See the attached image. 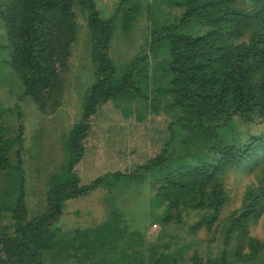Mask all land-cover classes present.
<instances>
[{
	"label": "trees",
	"instance_id": "16d2710c",
	"mask_svg": "<svg viewBox=\"0 0 264 264\" xmlns=\"http://www.w3.org/2000/svg\"><path fill=\"white\" fill-rule=\"evenodd\" d=\"M97 1L0 0L13 68L23 94L42 112L49 114L62 104L64 74L78 40L77 9L91 33L95 67L82 117L65 143L66 163L49 180L44 210L31 214L21 193L9 224L0 226V264H183L172 251L150 257L133 236L126 244H139L134 253L126 250L128 255L100 260V249L113 234L124 232L122 226L115 217L93 229L65 233L57 225L66 202L100 188L120 194L114 192L124 187L123 179L132 185L135 180L150 181L165 210L161 222L204 213L197 227H209L229 202V178L252 174L256 182L248 185L241 208L227 219L224 249L206 260L194 254L189 263L264 264V240L249 234L251 224L262 216L264 228V0H180L178 21L157 29L150 46L157 56L168 49L164 63L169 96L180 113L169 125L163 149L133 174L116 172L82 186L75 167L85 156L91 119L121 95L137 101L140 88H149L148 78L139 71L147 56L132 60L123 72L112 61L115 21L101 16ZM135 10L125 12L124 29L134 21ZM190 24L201 25L203 34L182 32ZM12 113L0 106V174H9L14 149L19 157L24 147L23 124L14 129L5 125ZM233 238L239 242L230 248Z\"/></svg>",
	"mask_w": 264,
	"mask_h": 264
},
{
	"label": "rangeland",
	"instance_id": "374dc122",
	"mask_svg": "<svg viewBox=\"0 0 264 264\" xmlns=\"http://www.w3.org/2000/svg\"><path fill=\"white\" fill-rule=\"evenodd\" d=\"M179 2L97 1L101 16L115 21L110 52L112 61L123 72L132 60L147 56L139 71L148 78L149 88H140L141 97L137 101H130L127 95H121L103 106L91 119V131L85 141V156L75 167L82 186L116 172L133 174L163 149L169 136V125L180 113L172 107L169 96L164 63L168 49L157 56L150 52V46L157 29L178 21L182 12ZM130 8L136 9V14L126 30L123 28L125 12ZM77 11L78 40L73 45L69 66L64 74L62 104L57 110L48 111L49 114L42 112L30 97L23 94L0 19V106L13 110L5 121L7 127L14 129L20 123L24 126L23 150L17 157L18 148L14 149L12 169L9 174H0L1 227L9 224L11 212L21 193L31 214L39 215L44 210L49 180L66 163L65 143L73 125L82 117L85 98L94 84L92 37L85 16ZM204 30L199 24H190L182 32L202 35ZM255 179L256 174L229 178V202L209 227L205 224L197 227L204 213L192 212L184 214L180 222L164 224L161 221L165 210L160 200L154 197L150 181L137 183L139 180H135L132 185L125 179L120 181L125 188L114 192L120 194L107 193L100 188L85 197L66 202L64 216L57 226L65 233H71L73 230L93 229L117 218L124 232L113 234L109 244L100 249V260L120 258L128 255L127 251L134 253L139 244L132 247L126 244V238L133 236L141 240L150 257L162 251H172L175 257L184 260L183 264H190L189 260L194 254L206 260L215 258L224 249L227 219L241 208L246 189L256 182ZM249 234L260 241L264 240L263 216L251 224ZM232 241L230 248L239 242L236 238ZM117 264L123 262L119 260Z\"/></svg>",
	"mask_w": 264,
	"mask_h": 264
}]
</instances>
